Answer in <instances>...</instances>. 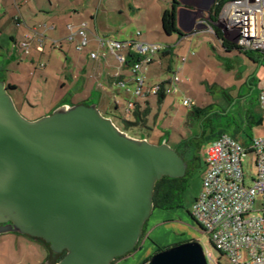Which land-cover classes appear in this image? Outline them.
<instances>
[{
	"label": "water",
	"instance_id": "95a60500",
	"mask_svg": "<svg viewBox=\"0 0 264 264\" xmlns=\"http://www.w3.org/2000/svg\"><path fill=\"white\" fill-rule=\"evenodd\" d=\"M187 165L165 142L128 137L95 104L61 105L29 121L0 80V235L44 241L55 264H112L138 245L162 178ZM145 264H208L196 241Z\"/></svg>",
	"mask_w": 264,
	"mask_h": 264
},
{
	"label": "rangeland",
	"instance_id": "374dc122",
	"mask_svg": "<svg viewBox=\"0 0 264 264\" xmlns=\"http://www.w3.org/2000/svg\"><path fill=\"white\" fill-rule=\"evenodd\" d=\"M22 2V0H0V23L9 20V15L13 16L16 7ZM117 4H120V0H117ZM137 23L141 22H132V20L131 23L126 22L124 17L117 14L109 18L101 17L102 25L114 24L115 29L128 26L132 33L141 32L135 26L138 25ZM215 27L221 31L226 40L232 42L220 27L217 25ZM129 29H127L128 32H130ZM159 33V35L153 34L152 43L168 48L170 57L168 62L160 63L156 60L157 62L149 68L146 84L172 78L175 73L183 79L189 78L190 82L187 86L180 85L177 94H172L170 87L166 86V97L163 99L164 102L161 101L162 103H158L156 97L149 98L150 113L146 127L132 126L125 133L128 137L144 139L153 145L165 142L173 149L183 142L185 157L188 161L184 176L186 188L180 208L167 211L154 210L144 227L143 237L137 250L112 264H143L159 249L164 250L190 241L199 243L204 254L207 257L210 255L211 261L208 260V264H216L218 260L220 264H227V259L221 257L209 237L200 231L191 219L190 213L201 189L206 154L213 140L219 134H225L240 144L248 145L252 139L264 137V111L257 105L259 94L258 82H256V79L259 81L264 77V68L258 69V66L238 51L225 52L216 38L210 34L197 33L182 40L176 34L167 37L161 30ZM99 36L105 38L104 35L99 34ZM106 38L112 41L119 39L114 34ZM63 44L70 47L68 51L65 49L67 53L59 50L61 46L52 50V47L47 45L40 63H37L38 67L31 65L30 71L21 67L19 63H14L9 69H5L4 83L6 86L12 84L16 87L9 89L14 105L20 115L29 121L49 115L59 107V104L64 103L62 101L67 102L64 103L67 105L88 104L90 101H83L81 97L68 93L67 85L61 86L63 72H65L62 64L69 60L68 64L71 65L72 60H77L79 55L86 57V51L75 50V43L64 42ZM95 47L91 43L87 49L96 50ZM101 52L106 50L102 49ZM31 53H33L32 50ZM49 53H53L61 62L57 59V61H50ZM65 55L69 57L65 59ZM182 57L187 61L180 69ZM106 58L108 59L106 70L113 75L119 62L109 53ZM41 65L44 67L42 68ZM0 80L3 81V77H0ZM249 80L252 84L250 88L246 84ZM223 88L227 89L228 96L221 91ZM117 91L116 86H107L106 91L100 94V99L91 98L90 102L97 104L98 111L120 127L121 122H132L133 118L126 113V102L131 97L126 100L125 96ZM183 98H189L194 106L183 107L181 104ZM195 109L199 110V115L190 114ZM251 118H258V122L251 123ZM242 166L245 184L250 185L256 174L254 157L245 156ZM42 249L48 254V261L55 264L57 259L51 255L49 247L43 242L15 233L0 235V264H41L45 258Z\"/></svg>",
	"mask_w": 264,
	"mask_h": 264
},
{
	"label": "built area",
	"instance_id": "2783aa9c",
	"mask_svg": "<svg viewBox=\"0 0 264 264\" xmlns=\"http://www.w3.org/2000/svg\"><path fill=\"white\" fill-rule=\"evenodd\" d=\"M214 25L220 27L225 36L243 50L257 51L264 56V0H234L226 3L217 16ZM69 28V27H68ZM70 29L67 42L77 40L75 50L82 52L89 43V32L85 25ZM211 34V28L208 30ZM26 36L18 47L29 55L31 42L38 52L43 50L42 35ZM35 40H34V39ZM98 50L106 49L127 70L126 78H120L117 86L133 98L156 95L159 83L145 87L147 68L166 47L140 41H112L91 34ZM128 56L139 60L126 67ZM92 60L98 52H91ZM104 57V55H102ZM185 58L181 59L183 63ZM42 67V65H41ZM189 81V80H188ZM171 83H181L173 75ZM183 107H190L184 98ZM259 107L264 111V78L261 82ZM127 103L126 113L132 109ZM254 157L255 177L250 185L245 184L243 158ZM191 216L205 233L213 247L227 264H264V137L255 138L242 146L228 136H221L208 148L201 189L192 206ZM198 227V228H199ZM208 260L211 261L210 255ZM216 264H220L219 260Z\"/></svg>",
	"mask_w": 264,
	"mask_h": 264
},
{
	"label": "crops",
	"instance_id": "0c3cea01",
	"mask_svg": "<svg viewBox=\"0 0 264 264\" xmlns=\"http://www.w3.org/2000/svg\"><path fill=\"white\" fill-rule=\"evenodd\" d=\"M22 1V4L16 7L15 14L13 16L9 15V20L6 21L9 23H0V77H3V81L5 82V69H9L14 63H19L21 67L25 68L27 71H30L31 65L37 66V63H40V58L45 53L47 45H50L52 50L58 46H61V49L59 50L67 53L70 47L68 45H64L63 43H67L65 38L70 34L69 28L75 29L83 24L90 34L88 35L89 43L87 48L91 43H93L94 46H96V50L86 48L83 50L86 51V57L83 58V55H79L77 60H72L71 65L68 64L69 60H66L65 64H62V69H65V72H63V80L61 82L62 87L67 85L68 93L71 92L72 94L81 97L83 101H91V98H96L97 100L98 98L100 99V94L106 91L107 86H116L117 90L125 96L126 100L130 98L129 93L120 90L117 86L120 78H126L127 70L124 67H120L118 64V67L115 68V73L113 75L109 74L106 70L108 68V59L106 57L107 53L109 52L106 49V52H101L102 49L98 50V45L92 40L91 34L98 36L99 34L104 35L105 39H110L106 38V36H111L114 34L119 38L114 41H140L154 44L152 43V36L155 33L158 35L160 34L161 16L164 11L170 8L171 5V0H120L119 5L117 4V0H100L98 2L97 0ZM178 3L180 6L178 7L176 13V25L179 32L183 35L181 37L182 40H185L187 37L193 36L197 33H206L213 36V34H211L208 30L210 28L209 12L214 4V0H178ZM115 14L124 17L126 22L131 23V20L132 22H141L137 23L138 25H135L136 28L141 32L132 33V30H130L128 26H121V29H115L114 24L111 26L101 24V17L109 18ZM127 29H129L130 32H128ZM34 31L43 37V50L40 53L32 47L30 49L29 55L26 56L18 47V44L20 42L26 41V36H35ZM35 37L38 38L39 36ZM76 42L77 40H74L72 43H75L76 46ZM34 45L35 42L32 41L31 46ZM211 49L214 52V48L212 46ZM31 50L33 53H31ZM91 52H98V58L92 60L89 57ZM102 55H104V57H102ZM191 55H193V53H191ZM67 57L69 56L65 55V59ZM169 57V55L166 57L163 55L156 57L153 63L147 68L146 78L148 79V71L153 64H155L157 61L160 63H162V61H167L169 60ZM48 58H50V61L58 60L53 53H49ZM186 61V58L183 63L180 60V69L183 68ZM58 62L61 61L58 60ZM43 67L44 66H42V68ZM167 68L169 69V65ZM261 68H264V66H258V69ZM121 70H123V72H121ZM174 75L178 76L181 83L173 84L171 83V78H166L152 84H146L148 81L146 80L145 87H149L161 82H167L166 86L170 87V92L172 94H177L179 90L178 87L180 85L187 86L190 81H188L189 78H181L177 73ZM263 78L259 79V81L256 79V82H258V94ZM250 80H252V78H250ZM250 80L246 83L249 86L248 88H250L252 85ZM8 85L14 87L12 84ZM15 88L16 87H14V89ZM247 90L249 91V89ZM221 91L224 93V95L228 96L226 94L227 89L223 88ZM186 99L190 101L191 106L189 108L194 106L189 98ZM90 101L88 104H93ZM62 102L67 103L65 101ZM162 102L164 101L162 100ZM64 103H61L58 106L67 105ZM114 104L117 105L116 102H114ZM95 105L97 107V104ZM257 105L259 106L258 96ZM254 121L257 123L258 118H251V123ZM221 136L226 135L219 134L215 140ZM215 140H213V142ZM241 145L247 146V144Z\"/></svg>",
	"mask_w": 264,
	"mask_h": 264
},
{
	"label": "trees",
	"instance_id": "16d2710c",
	"mask_svg": "<svg viewBox=\"0 0 264 264\" xmlns=\"http://www.w3.org/2000/svg\"><path fill=\"white\" fill-rule=\"evenodd\" d=\"M234 0H214V4L209 12V20H210V28L213 31V36L220 42L222 49L225 52H232V51H238L241 54H243L244 57H246L248 60H250L253 64L256 66H264V56L259 54L257 51H250V50H243L239 48L235 43L229 42L226 40L221 33V31L214 26V23L216 22L217 16L220 13L221 9L223 6ZM178 0H171V5L170 8L166 11L163 12L161 16V32L164 36L170 37L174 34L182 37L183 35L179 32L177 25H176V13L177 9L179 7ZM169 49L166 48L161 54H159L157 57L163 55L164 57L168 56ZM139 59L137 57L133 56H128V61L126 63V67L129 66L130 64H133L134 62H137ZM167 82H161L159 83V92L156 95H151V96H146V97H135L133 98L130 95V99L126 102L132 103V109L129 111L130 117L133 118L132 122L128 121H123L121 122V128L119 127V124H114L123 132H126V130L129 127L132 126H141V127H146V122H147V117L150 113V104L148 103V99L151 97H156L158 103H160L165 97V87H166ZM8 89H14V87L7 86ZM116 108V106H115ZM191 115H199V110H193L190 112ZM105 117V116H104ZM109 118V117H107ZM185 144L179 143L178 147L176 148V151L178 154L183 158L185 161L186 165H188L187 158L185 157ZM186 188V180L185 177L181 179H170L167 177L162 178L159 182L156 183L154 192H153V210L159 209V210H172V209H177L180 208L181 204V199L183 192L185 191ZM190 217L195 222L193 217ZM196 224V223H195ZM146 225V224H145ZM197 225V224H196ZM197 227H199L197 225ZM200 229V227H199ZM201 230V229H200ZM143 237V235H142ZM141 237V239H142ZM140 239V240H141ZM140 243V241H139ZM138 243V245H139ZM138 245L136 248L130 252L127 255H130L134 251L137 250ZM162 251L159 249L157 252ZM156 252V253H157ZM63 253L59 256L58 261L63 257ZM126 255V256H127ZM125 256V257H126ZM124 258V257H123ZM122 259V258H120ZM117 259V260H120ZM116 261V260H115ZM148 261V260H147ZM147 261H145L143 264H145Z\"/></svg>",
	"mask_w": 264,
	"mask_h": 264
},
{
	"label": "flooded vegetation",
	"instance_id": "af4514ba",
	"mask_svg": "<svg viewBox=\"0 0 264 264\" xmlns=\"http://www.w3.org/2000/svg\"><path fill=\"white\" fill-rule=\"evenodd\" d=\"M33 239H35V240H37V241H39V242H43V244L47 245L44 241H42V240H40V239H37V238H33ZM47 246H48V245H47ZM48 247H49V246H48ZM42 250H43V252L45 253V250H44V249H42ZM49 251H50V249H49ZM50 252H51V251H50ZM51 255L54 256L55 259H57V260H56V262H57V261H58V258H59V256H60L61 254H53V253L51 252ZM47 256H48V254L45 253V258H44V260H43V262H42L41 264H51L50 261H48Z\"/></svg>",
	"mask_w": 264,
	"mask_h": 264
}]
</instances>
